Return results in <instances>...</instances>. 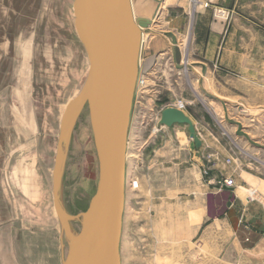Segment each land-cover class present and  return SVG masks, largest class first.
Here are the masks:
<instances>
[{
	"label": "rangeland",
	"instance_id": "rangeland-1",
	"mask_svg": "<svg viewBox=\"0 0 264 264\" xmlns=\"http://www.w3.org/2000/svg\"><path fill=\"white\" fill-rule=\"evenodd\" d=\"M132 1L136 17L158 32L185 14L180 50L194 74L192 84L176 82L165 58L148 74L153 86L135 94L121 264H264V0L236 7L239 19L211 7L202 38L197 20L208 0ZM89 66L74 0H0V264H64L69 244L53 169L63 119ZM180 99L200 148L187 125H159L161 109ZM229 176L231 191H220ZM98 179L86 106L64 162L60 193L69 214L88 208ZM71 225L80 231V220Z\"/></svg>",
	"mask_w": 264,
	"mask_h": 264
},
{
	"label": "water",
	"instance_id": "water-1",
	"mask_svg": "<svg viewBox=\"0 0 264 264\" xmlns=\"http://www.w3.org/2000/svg\"><path fill=\"white\" fill-rule=\"evenodd\" d=\"M75 28L83 43L89 71L80 93L63 119L53 169L54 206L68 237L64 264H121V239L126 192L128 137L139 75L143 28L132 0H74ZM88 106L99 161V179L88 208L69 214L61 200V182L70 139L83 109ZM188 126L200 148L192 118L176 107L161 111L160 126ZM80 220L73 234L71 222Z\"/></svg>",
	"mask_w": 264,
	"mask_h": 264
},
{
	"label": "crops",
	"instance_id": "crops-1",
	"mask_svg": "<svg viewBox=\"0 0 264 264\" xmlns=\"http://www.w3.org/2000/svg\"><path fill=\"white\" fill-rule=\"evenodd\" d=\"M210 3L209 8L205 9L201 12V14L198 16L196 29H198V37L202 38L203 32L201 33L202 25L207 24L211 17V12L213 11L211 7H217L220 9H228L230 12V16H233L235 19H239L241 17V14H238V12L235 10L236 7H248L251 8L254 5V0H232L233 5H227V1L229 0H215L216 5L213 4L214 0H208ZM133 2V1H132ZM240 2V4H238ZM233 8V9H232ZM157 22V21H155ZM158 23H161V19L159 18ZM167 23V24H166ZM165 23V27L161 29L160 32L157 31V28L154 26V30H150L152 28V25H156V23L153 22L148 28L145 29L143 32L144 36V44L141 49V56H140V62H141V70H146L148 74H155L153 71L152 66L154 64L157 65L161 60H164L167 58L169 62L172 64V71L175 75H177L175 81L179 83H183L185 85L192 84L193 82V66L188 64L187 60L188 58L185 57L184 53L181 52L180 46L182 45V38L184 35V31L186 30V16L184 13L177 14L175 16H172L171 21H167ZM226 20L225 18H221L219 20V27H222L221 33L224 30ZM151 27V28H150ZM203 30V29H202ZM205 31V30H203ZM202 34V35H201ZM205 38L207 36V30L204 32ZM220 30L216 34L211 33L210 38L215 41L220 35ZM146 36L148 38H146ZM162 62V61H161ZM169 82V80H168ZM129 153H127L128 157ZM128 159V158H127ZM210 185L207 184L206 196L205 198H202L206 200V203L208 205L209 202V196L208 193H210ZM230 186L221 185L219 188L220 191L223 192H230L231 191ZM206 205V208H207Z\"/></svg>",
	"mask_w": 264,
	"mask_h": 264
},
{
	"label": "built area",
	"instance_id": "built-area-1",
	"mask_svg": "<svg viewBox=\"0 0 264 264\" xmlns=\"http://www.w3.org/2000/svg\"><path fill=\"white\" fill-rule=\"evenodd\" d=\"M143 44H144V36L142 38V46H143ZM167 64L169 65V68L172 67V64H171V62H169V60H168ZM139 65L141 66V62H139ZM157 65H158V63H157ZM140 66H139V75H138L137 85H136V93L137 94L140 91L143 92V91L147 90L148 88H150L151 86H153V84L149 83L148 72L146 70H141ZM169 106H173V107H176L180 110L185 111L187 108V102L180 99V100H177L176 102H174L172 104L167 105V107H169ZM163 108H165V107H163ZM162 109H161V111H162ZM233 184H234V178H232L231 176L226 177L223 180V182H221V185H226V186H230V187H232Z\"/></svg>",
	"mask_w": 264,
	"mask_h": 264
},
{
	"label": "bare ground",
	"instance_id": "bare-ground-1",
	"mask_svg": "<svg viewBox=\"0 0 264 264\" xmlns=\"http://www.w3.org/2000/svg\"><path fill=\"white\" fill-rule=\"evenodd\" d=\"M133 9H134V6H133ZM134 13H135V9H134ZM135 16H136V14H135ZM151 28V27H150ZM143 32H144V30H143ZM127 158H129V155H128V157ZM73 229V228H72ZM73 231V234H75V231L74 230H72Z\"/></svg>",
	"mask_w": 264,
	"mask_h": 264
}]
</instances>
